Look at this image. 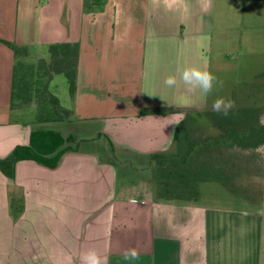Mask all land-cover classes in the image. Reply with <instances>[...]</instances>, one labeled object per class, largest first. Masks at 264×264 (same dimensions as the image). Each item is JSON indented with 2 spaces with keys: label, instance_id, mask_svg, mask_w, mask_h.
I'll list each match as a JSON object with an SVG mask.
<instances>
[{
  "label": "crops",
  "instance_id": "crops-1",
  "mask_svg": "<svg viewBox=\"0 0 264 264\" xmlns=\"http://www.w3.org/2000/svg\"><path fill=\"white\" fill-rule=\"evenodd\" d=\"M222 3L0 0V157L29 144L34 117L30 109L10 110L14 59L3 42L30 46L41 58L49 45L77 43L71 108L111 140L118 160L133 163L134 155L172 146L183 115L139 111L155 107L154 94H167L168 87L158 84L170 75L182 86L169 88L171 97L187 99L180 73L191 67L207 71ZM89 150L64 155L53 170L19 162L14 181L0 172V264H84L92 250L107 264H264L259 211L205 203L202 185L195 203H156L149 185L119 177ZM18 196L24 211L13 218L9 199ZM132 249L137 257L126 260Z\"/></svg>",
  "mask_w": 264,
  "mask_h": 264
},
{
  "label": "trees",
  "instance_id": "trees-1",
  "mask_svg": "<svg viewBox=\"0 0 264 264\" xmlns=\"http://www.w3.org/2000/svg\"><path fill=\"white\" fill-rule=\"evenodd\" d=\"M12 52L10 110H34L32 132L27 146H17L0 157V172L14 181L16 164L32 161L56 169L64 155L94 151L101 163L113 166L119 177H136L114 157V144L92 120H79L73 109H64L49 92V83L62 74L71 102L77 89L79 46L77 43L48 46V57L34 54L30 46L3 42ZM181 114L172 146L165 151L134 155L150 170L141 181L151 188L156 203L192 204L199 200L200 186L220 184L233 196L261 210L264 202V102L261 106H234L227 117L213 110L179 107L141 108L140 116ZM100 144H96V143ZM106 142V146L104 143ZM89 150V152H91ZM145 168V169H146ZM139 173V172H138ZM140 174V173H139ZM24 211L22 196L9 199V214ZM262 213L263 211H259Z\"/></svg>",
  "mask_w": 264,
  "mask_h": 264
},
{
  "label": "rangeland",
  "instance_id": "rangeland-1",
  "mask_svg": "<svg viewBox=\"0 0 264 264\" xmlns=\"http://www.w3.org/2000/svg\"><path fill=\"white\" fill-rule=\"evenodd\" d=\"M218 16V27L212 36V46L206 54V63L207 71L212 73L219 83L207 96H204L199 89L191 94L187 88V99L171 97L168 87L167 94L158 92L153 95V101L157 103L155 107L212 110V103L220 97L230 99L234 106L240 107L263 104L264 0H223ZM40 55L47 58L48 48L41 49ZM158 87L167 88L166 85L161 84H158ZM180 87L182 86H175L176 89ZM48 89L58 99L62 108L71 109L69 87L62 74L56 75L51 80ZM32 112L34 114V110ZM259 152L264 160V147ZM118 161L126 169L138 170L134 173L139 177V180L136 181L137 184L144 178H150V170H147L138 161L135 160L133 163L130 161H126V163L123 159ZM132 180L134 178L129 181ZM140 187L146 188L145 186ZM202 191H204L203 200L205 203L245 204L253 210L263 211L264 217V202L261 203L260 207L262 208L259 210L246 201L233 196L220 184H203ZM132 194L137 195L138 192L135 191Z\"/></svg>",
  "mask_w": 264,
  "mask_h": 264
},
{
  "label": "clouds",
  "instance_id": "clouds-1",
  "mask_svg": "<svg viewBox=\"0 0 264 264\" xmlns=\"http://www.w3.org/2000/svg\"><path fill=\"white\" fill-rule=\"evenodd\" d=\"M180 79L187 86L189 92L199 89L204 96L210 94L214 90V87L219 83L212 73L206 70H201L197 67L185 68L180 73ZM164 83L169 88L175 87L177 84L176 76H168ZM233 107V101L223 97L215 99L212 103V110L225 117L229 115V112ZM136 257L137 252L135 249L124 254L126 260L135 259ZM84 264H107V258H101L94 250H92L85 255Z\"/></svg>",
  "mask_w": 264,
  "mask_h": 264
}]
</instances>
